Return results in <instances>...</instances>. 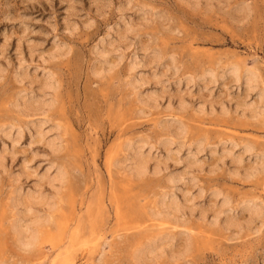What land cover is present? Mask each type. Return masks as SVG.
<instances>
[{
	"label": "rangeland",
	"instance_id": "374dc122",
	"mask_svg": "<svg viewBox=\"0 0 264 264\" xmlns=\"http://www.w3.org/2000/svg\"><path fill=\"white\" fill-rule=\"evenodd\" d=\"M262 91L264 0H0V264H264Z\"/></svg>",
	"mask_w": 264,
	"mask_h": 264
},
{
	"label": "bare ground",
	"instance_id": "6f19581e",
	"mask_svg": "<svg viewBox=\"0 0 264 264\" xmlns=\"http://www.w3.org/2000/svg\"><path fill=\"white\" fill-rule=\"evenodd\" d=\"M236 70H238V69L235 68V70L233 71L234 73L232 72L233 75H237V71H236ZM249 73H250V74H249ZM249 73H248L249 75L246 77L245 83H246V86H247V90H248V92H251V91L254 89V86H255V84H256L257 82H256L255 75H254L253 73H251V72H249ZM21 75H22V74H21ZM236 77H237V76H236ZM237 79H239V77H237ZM24 80H25V78H24ZM54 89H55V88H54ZM262 92H263V93H261V95L258 97V98H259V101H258V102H259V104H261V105L263 104V106H264V91H262ZM18 98H19V97H18ZM254 103H255V102H254ZM38 104H39V102H38ZM30 106H31V105H30ZM37 106H38V105H37ZM41 106H42V105H41ZM31 107H32V106H31ZM39 107H40V106H39ZM39 107H38V108H39ZM42 107H43V106H42ZM255 107H256V105H255V104H252L249 108H250V109H254V110H256ZM261 107H262V106H260L259 108H261ZM27 108H28V107H27ZM29 108H30V107H29ZM31 109H32V108H31ZM41 109H42V108H41ZM261 109H262V108H261ZM261 109H260V110H261ZM35 110H37V109L34 108L32 111H35ZM35 112H36V111H35ZM256 112L258 113L259 110L256 111ZM252 113H253V112H252ZM258 114H260V113H258ZM258 114H257V115H258ZM255 115H256V114H255ZM38 126H39V125H38ZM40 133H41V132H40ZM177 134H178V133H177ZM41 136H42V135H40L39 137H41ZM18 138H19V137H18ZM51 141H52V140H51ZM51 145H52V144H51ZM248 148H249V147H248ZM135 149H136V148H135ZM134 151H135V150H134ZM137 155H138V156L140 155L141 158H143V157H142L143 155H141L140 152H138ZM138 156H137V157H138ZM263 156H264V155H263ZM259 157H260V156H259ZM261 158H262V157H261ZM261 158H259V159H261ZM137 159H139V160H138L139 164H138V166H135V167L137 168V171H138V172L143 173V172H146L147 169L149 170V168H147L148 163H145V162L143 161V159H140V157L137 158ZM189 159H190V158H189ZM238 159H239V158H238ZM1 161H2V159L0 158V162H1ZM192 162H193V161H192ZM192 162H191V163H192ZM194 162H195V161H194ZM235 162H236V161H235ZM260 162H261V160H260ZM1 163L3 164V161H2ZM1 163H0V165H2ZM263 163H264V162H263ZM189 164H190V163H188V165H189ZM196 165H197V163H196ZM193 166H194V165H193ZM193 166H192V167H193ZM2 167H3V166H2ZM189 167H190V166H189ZM194 167H195V166H194ZM259 167H260V166H259ZM136 168H135V169H136ZM252 169H253V168H252ZM255 169H256V168H255ZM259 169H261V168H259ZM156 170H157V168H156ZM263 170H264V169H263ZM157 171H158V170H157ZM254 171H255V170H254ZM155 172H156V171H155ZM59 175H61V174H59ZM57 178H58V177H56V179H57ZM176 178H177V177H175V179H176ZM61 179H62V178H61ZM175 179H173V180H175ZM177 179H178V178H177ZM177 179H176V180H177ZM182 179H183V177H182ZM53 180H54V179H53ZM177 181H178V180H177ZM177 181H176V182H177ZM195 181H196V180H195ZM49 183H51V182H49ZM53 183H54V182H53ZM173 183H174V182H173ZM51 185H52V184H51ZM39 192H40V191H39ZM57 193H58V192H57ZM57 193H55V194H57ZM38 194H39V193H38ZM58 194H59V193H58ZM58 194H57V195H58ZM42 195H43V194H42ZM32 196H33V195H32ZM184 196H186V195H184ZM34 197H35V196H34ZM41 197H42V196H41ZM36 198H37V197H35V200H33L34 202H30V204L33 203V204H32L33 206L35 205V203H37V201H39V200L41 201V200H42L41 198L38 199V198H39V195H38L37 201H36ZM42 198H43V197H42ZM185 198H186V197H185ZM28 199H29V198H28ZM43 199H44V198H43ZM45 200H46V199H45ZM172 200H173V199H172ZM185 200H186V199H185ZM188 200H189V199H188ZM31 201H32V200H31ZM42 201H44V200H42ZM186 201H187V200H186ZM226 201H227V200H226ZM189 202H191V201H189ZM224 202H225V201H224ZM47 204H48V203H47ZM225 204H226V202H225ZM32 205H31V206H32ZM39 205H40V202H39ZM227 205H228V204H227ZM253 205H255V204H253ZM35 206H37V204H36ZM172 206H173V209H174L175 213H177V212L179 213V211L182 210V209H181V205H179V203H177L176 200L173 201ZM38 207H39V206H38ZM226 207H227V206H226ZM252 207H253V206H252ZM257 207H258V206H257ZM171 208H172V207H171ZM183 208H185V207H183ZM247 208H248V207H247ZM31 209H32V208L30 207V208H28L26 211H27V212H31V211H33V210H31ZM173 209H171V210L173 211ZM51 210H52V209H51ZM52 211H53V210H52ZM174 211H173V212H174ZM222 211H223V210H222ZM231 211H232V210H231ZM231 211H229V212H231ZM258 211H259V210H258ZM180 212H181V211H180ZM217 212H218V211H217ZM217 212L215 213V214L217 215V216H215V217L220 216V215H219V214H220V211H219L218 213H217ZM253 212H254V211H253ZM178 213H177V214H178ZM221 213H223V212H221ZM226 213H227V212H226ZM254 213H255V212H254ZM223 214H224V213H223ZM223 214H222V215H223ZM46 215H47V214H46ZM170 215H171V214H170ZM22 216H23V215H22ZM27 216H28V215H27ZM48 216H49V215H48ZM220 217H221V216H220ZM20 219H23V217L20 218ZM45 219H46V218H45ZM176 219H177V218H176ZM215 219H216V218H215ZM232 219H233V221H232ZM232 219H231V217L229 216L228 220L226 219L227 223H228V221H229L230 223L233 222L232 224L234 225V223H235L234 220H235V219H234V218H232ZM216 220H217V219H216ZM37 221H39V220L37 219ZM45 221H46V220H45ZM235 221H236V220H235ZM22 222H24V221L22 220ZM40 222H41V221H40ZM17 223H18V222H17ZM30 223H31V222H30ZM230 223H229V224H230ZM26 224H27V223H26ZM38 224H39V223H38ZM41 224H42V223H41ZM30 225H31V224H30ZM33 226H34V225H33ZM33 226H32V227H33ZM39 226H40V225H39ZM229 226H230V225H229ZM231 226H232V225H231ZM27 227H28V226L26 225V229H27ZM35 227H36V225H35ZM37 227H38V226H37ZM23 228H24V225H23ZM23 228H22V224H21V223H18V224H17V230H18V232H19L20 234L23 235L22 237H23L24 240H25V241H24V244L27 246V245H30L33 241H31L32 239L30 238V237H31L30 234H29L30 237L28 236L30 239L28 238L29 240H28V241L26 240V237H24V234L26 233V229H23ZM30 228H31V226H30ZM31 229H32V228H31ZM34 230H35V229H34ZM34 230H33V232H34ZM27 231H29V230H27ZM37 232H38V231H36V233H37ZM36 233H35V234H36ZM26 234H27V233H26ZM25 236H27V235H25ZM32 237H33V236H32ZM26 246H25V247H26ZM30 246H31V245H30ZM152 252H153V251H152Z\"/></svg>",
	"mask_w": 264,
	"mask_h": 264
}]
</instances>
